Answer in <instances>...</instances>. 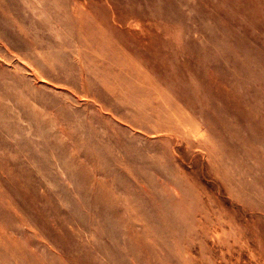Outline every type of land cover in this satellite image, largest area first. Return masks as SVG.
Returning <instances> with one entry per match:
<instances>
[{
	"label": "rangeland",
	"instance_id": "rangeland-1",
	"mask_svg": "<svg viewBox=\"0 0 264 264\" xmlns=\"http://www.w3.org/2000/svg\"><path fill=\"white\" fill-rule=\"evenodd\" d=\"M0 228L38 264H264V0H0Z\"/></svg>",
	"mask_w": 264,
	"mask_h": 264
},
{
	"label": "bare ground",
	"instance_id": "bare-ground-1",
	"mask_svg": "<svg viewBox=\"0 0 264 264\" xmlns=\"http://www.w3.org/2000/svg\"><path fill=\"white\" fill-rule=\"evenodd\" d=\"M259 3V2H258ZM143 76V74H141ZM141 79V78H140ZM148 80V79H145ZM148 82V81H147ZM172 111V110H171ZM175 113V112H174ZM178 113V112H177ZM180 114V113H179ZM175 115V114H174ZM177 116V115H175ZM180 118H178L179 121ZM105 193V192H103ZM106 194V193H105ZM96 198L101 200V201H106V197H103L101 195H96ZM8 201V200H7ZM6 201V202H7ZM8 203V202H7ZM9 204V203H8ZM12 205V204H11ZM199 208V207H198ZM60 224V223H59ZM58 226V230H59ZM247 228V227H246ZM250 231V230H249ZM23 234V233H22ZM26 234V233H25ZM24 234V235H25ZM132 236H135L133 232H130ZM251 234V233H250ZM5 233L3 230L0 228V247H3L5 251H7V255H10V250H11V255L9 257H3L0 259V264H38L34 255L30 252V255L27 254V252L21 250L19 251L20 247H26L25 245H21V242L17 238L10 237V241L8 238H4ZM252 236V235H249ZM263 236V234H262ZM26 237V236H25ZM252 238V237H251ZM264 239V238H263ZM142 240V238H141ZM146 240V239H145ZM261 240V239H260ZM134 242V241H133ZM9 245V246H8ZM263 245V244H262ZM11 247V248H10ZM135 249V247L133 246ZM256 248V246H255ZM27 249V248H26ZM258 250V249H257ZM39 254V253H38ZM74 260V259H73ZM42 263V262H41ZM51 263V262H50ZM77 264V263H76ZM142 264H156L152 262H145Z\"/></svg>",
	"mask_w": 264,
	"mask_h": 264
}]
</instances>
